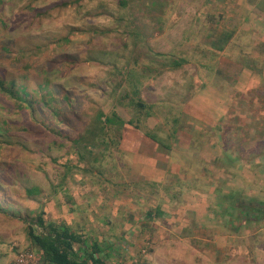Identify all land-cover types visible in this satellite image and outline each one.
<instances>
[{
  "label": "rangeland",
  "instance_id": "obj_1",
  "mask_svg": "<svg viewBox=\"0 0 264 264\" xmlns=\"http://www.w3.org/2000/svg\"><path fill=\"white\" fill-rule=\"evenodd\" d=\"M247 2L264 10V0H0V73L14 78L17 89L28 78L30 91L45 95L22 110L0 94V199L13 206L0 210V264L20 258L41 264L22 218L41 209L46 218L65 221L101 243L107 264H264V219L239 220L233 209L238 201L264 200V163L262 179H252L253 185L236 167L264 158V69H258L264 58L251 56L255 43L260 54L264 47L241 42L239 34L228 47V53L238 51L240 43L238 62L259 70V83L245 88L249 80L235 74L234 64L224 65L230 56L218 41L227 28L235 33L240 16H248ZM220 59L224 66L216 73ZM220 78L226 83L217 84ZM39 82L47 84L43 92ZM222 85L231 103L219 128L204 115L195 119L196 108L188 103L207 100V89ZM106 117L117 123H105ZM96 126L103 128L100 137L82 144L79 135ZM145 132L171 148L191 141L196 152L203 143L213 147L198 152L203 157L196 162L211 161V190L223 201L212 210L220 226L212 220L211 232H176L172 213L162 210L156 222L170 225L168 230L152 226L148 213L160 202L151 199L163 192L136 180L127 149ZM188 163L201 173L203 165ZM146 191L152 194L145 197ZM92 218L118 231L127 221L130 229L92 233ZM127 237L134 238L131 248ZM108 241L116 242L114 249Z\"/></svg>",
  "mask_w": 264,
  "mask_h": 264
},
{
  "label": "crops",
  "instance_id": "obj_2",
  "mask_svg": "<svg viewBox=\"0 0 264 264\" xmlns=\"http://www.w3.org/2000/svg\"><path fill=\"white\" fill-rule=\"evenodd\" d=\"M259 5V4H257ZM255 5L252 2H247L245 8L243 11L248 14V16L244 15L243 17L240 16L239 19L234 23L233 27L235 29V33L233 34V31H230V28L226 29L225 33H222V35L218 36V41L222 44H224L225 51L227 52L228 56H230L229 62L224 64L225 66H228V63H231V66L234 64L235 74H244L243 78L248 83L244 82L245 88H249L252 86H256L259 83V77L256 73L259 72V70H255V72L251 69H247L245 64H240L238 60L241 57L240 52L243 50L242 46L237 44L238 51L236 48H229L228 53V47L231 43H233L234 37L236 35H241V42H247L251 40L252 42L257 41L264 47V18L260 17L263 13L260 8ZM259 9V10H258ZM258 13L256 15V19H250V21L246 22V19H249L251 14ZM226 24V23H225ZM251 26V29L247 26ZM229 25L226 24V27ZM244 28L242 31H240V27ZM230 27V26H229ZM255 29V31H254ZM255 43V42H254ZM244 47V46H243ZM251 56L254 58H264V53L259 52L257 44L255 43L253 45V49L251 50ZM235 60V61H234ZM223 61V60H222ZM221 59L219 60L220 65L218 66L216 73H218V70L222 68ZM226 61V60H225ZM258 69H264L262 67H258ZM226 72V71H225ZM255 73V74H253ZM221 80L225 82V79L220 78L219 82L217 84H221ZM236 80V77H235ZM242 82L238 85V88H241ZM227 85H222V90H218L217 87H209L206 91L207 100L203 102H197L193 101V103L189 102L188 105L193 106L196 108V110L192 111L191 114H195L194 118L200 120V115H204L211 120V124L217 128H219V124L221 121H223L224 115L227 114V107L230 105L231 101L229 98V93L227 92ZM224 92V93H223ZM251 103H256L255 100H251ZM198 106H203V108H197ZM206 106V107H204ZM198 111L200 114H197ZM200 128V127H198ZM183 136L180 134V137ZM187 138V137H186ZM192 142H188L187 145L177 146L174 148H166V146H163L162 144L152 140L146 135V132L143 133V135L140 137L138 143L132 147L127 148L129 154L132 155V157L129 156V158H132V166L135 168V177L140 179L142 182H150L152 185L157 184L155 186V190L157 192H163L165 191V194L168 196H163V193L160 194V198L152 197L151 201L153 199H158L160 202V205L157 204V206L154 207V212L150 211L148 214L149 219L152 220L153 227L161 229L162 231H167L169 226L165 225L162 221L157 223V216L159 218L163 217L161 215L162 212H160L158 209H161L162 211H169L172 213L165 214L164 216H170L171 220L174 221L176 224H172L170 227L175 230L176 232H181V228H192L195 230L201 229L202 232H211L210 226H212L211 221H215L214 226H220L219 223L216 221V216L213 219L214 214H212V210L214 207L216 208V204L222 203V199H219V195H214L211 187H213L212 179L210 178L209 171L213 167H211L210 163L205 164L196 162L197 160H202L201 158L203 156H198V152L202 154V150L205 152H213V147L209 144L203 143V145L200 147L202 150L195 151V147L192 145ZM191 143V144H189ZM221 146V145H220ZM194 154V155H193ZM192 156L193 158L189 157ZM195 156V157H194ZM218 157L215 155L213 159H217ZM259 158V157H257ZM188 159L193 160L192 165H203L202 171L199 174H194L193 170L190 168ZM212 159L209 158L208 161ZM264 163V158L258 160V161H248L244 165L239 163L236 165L237 172L242 177L243 181L248 184L252 183V179L259 180L262 179L260 176L262 174L259 171L260 166H262ZM214 165V164H213ZM264 166V165H263ZM209 168V169H208ZM252 172V173H251ZM219 173V170H216L213 174L215 177ZM253 174L254 177H251L250 174ZM218 178H221L218 176ZM237 180V177H236ZM145 197L150 196L152 194V191L149 193L146 191ZM249 195H256L254 193H249ZM164 198V199H163ZM160 199V200H159ZM255 199V198H251ZM264 199V198H263ZM167 201V202H166ZM262 201V200H261ZM264 201V200H263ZM165 203L163 207L161 204ZM160 206V207H159ZM214 206V207H213ZM215 210V209H214ZM152 212V213H151ZM161 215V216H160ZM138 220H141L142 218L140 216L137 217ZM105 220L106 217L104 218ZM163 220V219H162ZM92 224L90 222V226L93 230L92 233L96 234H115L118 232L126 233V229H130L128 225H126L127 221L124 225H122V230L118 231L115 230L112 226H108L105 228L101 224H97L94 222L92 218ZM110 221H107L109 223ZM132 223V222H130ZM210 223V224H209ZM128 224V223H127ZM134 225V224H133ZM137 227L140 228L142 224L136 223ZM133 227V226H132ZM134 228V227H133ZM133 230H127L128 234H132ZM138 234V232H137ZM129 236V235H128ZM133 237H127L126 241L127 248H131L133 244ZM101 244V243H100ZM106 244L112 249H114V245L116 244L115 241H108ZM111 264H116L112 261Z\"/></svg>",
  "mask_w": 264,
  "mask_h": 264
},
{
  "label": "trees",
  "instance_id": "obj_3",
  "mask_svg": "<svg viewBox=\"0 0 264 264\" xmlns=\"http://www.w3.org/2000/svg\"><path fill=\"white\" fill-rule=\"evenodd\" d=\"M27 80L28 78H25L21 84V88L17 89L14 86V78H5L0 73V94L10 97L12 101L15 100L22 110H26L27 107H34L36 102L45 100V95L44 93L39 96L33 94L30 91V81L28 82ZM37 86L43 92L47 84L39 82ZM104 122L115 125L117 119L106 117ZM97 124H99V121H97ZM98 130H103V128L96 126L85 135H79L82 144L87 146L93 144L100 137L96 135ZM146 135L152 140L166 146L156 135L150 132H146ZM166 148L171 147L166 146ZM238 202H236L237 204L234 203L233 209L238 211L239 220L250 222L252 220L260 221L264 219L263 201L262 203H257L258 201L250 199L241 201L243 203ZM11 207L13 206L9 201L0 199V210L7 211ZM158 210L162 212L161 209ZM22 218L27 224L28 235L33 245L42 254L41 264H107L103 248L99 242L90 240L87 236L73 229L65 221L46 218L45 210L41 209L34 216L26 215L22 216Z\"/></svg>",
  "mask_w": 264,
  "mask_h": 264
},
{
  "label": "built area",
  "instance_id": "obj_4",
  "mask_svg": "<svg viewBox=\"0 0 264 264\" xmlns=\"http://www.w3.org/2000/svg\"><path fill=\"white\" fill-rule=\"evenodd\" d=\"M17 264H33L29 261L24 260L23 258L18 259Z\"/></svg>",
  "mask_w": 264,
  "mask_h": 264
}]
</instances>
